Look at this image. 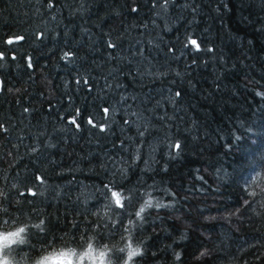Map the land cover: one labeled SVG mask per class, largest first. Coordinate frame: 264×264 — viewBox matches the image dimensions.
<instances>
[{"label": "trees", "instance_id": "16d2710c", "mask_svg": "<svg viewBox=\"0 0 264 264\" xmlns=\"http://www.w3.org/2000/svg\"><path fill=\"white\" fill-rule=\"evenodd\" d=\"M0 52V221L45 219L25 251L77 240L111 184L122 221L166 206L136 264H264V0H0Z\"/></svg>", "mask_w": 264, "mask_h": 264}, {"label": "clouds", "instance_id": "9594fccd", "mask_svg": "<svg viewBox=\"0 0 264 264\" xmlns=\"http://www.w3.org/2000/svg\"><path fill=\"white\" fill-rule=\"evenodd\" d=\"M114 191L116 195L108 193L104 207L91 213L93 226L77 240L49 242L34 252L25 251L31 243L29 234L44 232L45 219L23 223L14 218L0 221V264H136L137 258L144 255V247L135 238V232L142 226L144 214L157 204L145 193L130 216L122 221L118 212L129 196L118 189ZM0 213L6 214L7 210L0 209ZM101 231H115V235L105 237L99 234Z\"/></svg>", "mask_w": 264, "mask_h": 264}, {"label": "snow or ice", "instance_id": "6c2138e0", "mask_svg": "<svg viewBox=\"0 0 264 264\" xmlns=\"http://www.w3.org/2000/svg\"><path fill=\"white\" fill-rule=\"evenodd\" d=\"M168 3H169V0H165V5H167ZM52 6H53L52 3L49 2L48 7L51 8ZM133 11H136V9H133ZM22 39H23L22 36L12 37V38H9V39L7 40V44L12 45V44H14V43H16V42H18V41H20V40H22ZM108 47H110V48H114L115 45L109 43V44H108ZM185 47H191V49H192L193 51H195V52H201V51L212 52V51H213L212 48H207V49L202 48V47H201V43L198 42L197 39L192 38V37H189V38H188V41H187V43L185 44ZM170 51H171V49H170ZM69 55H70V53H65V57H68ZM3 59H5L4 54H3V52H0V60H3ZM195 63H196V61L194 60V61H193V64H195ZM29 67H31V64H29ZM257 95H264V93H257ZM181 96H182V93H181L180 91H177V92L175 93V97L179 98V97H181ZM25 111H27V109H25ZM104 113H105L106 116H108V115H109V109H108V108H105V109H104ZM78 115H79V110L77 111V116H78ZM69 123H70L71 125H75V127H76L77 130L80 129V124L77 123V119H76V117H73V118L69 121ZM126 123H127V122H126ZM87 124L90 125L92 128H97V127H98V125L94 122L93 118H89V119L87 120ZM0 130H3V125H0ZM99 131H100L101 133L106 132V131H107V126H106V125H99ZM145 131H147V129H145ZM144 134H145L144 131L140 132V135H141V136H143ZM172 147H173L175 150H177V152H179V150L181 149V144H180L179 142H176ZM122 174H123V173H122ZM36 179L39 180L41 183H44V181L41 179V177L38 176V177H36ZM105 188H106V192H105V195H106V196L108 195L109 192H112V195H116V192L114 191V189H116L117 186H113V185L109 184V185H105ZM29 194H31V195H35V193H32L31 190H29ZM156 207H157V208H160L161 205H160L159 203H157ZM163 207H166V206L164 205ZM181 239H187L186 235L182 233V234H181ZM205 255H207V252H206V251H202V252H200V254H199V256L197 257V259H201V258H203ZM175 258H176V260H180V258H181V253H179V252L175 253Z\"/></svg>", "mask_w": 264, "mask_h": 264}]
</instances>
